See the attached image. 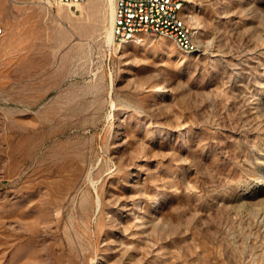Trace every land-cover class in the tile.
Listing matches in <instances>:
<instances>
[{
    "label": "rangeland",
    "instance_id": "rangeland-1",
    "mask_svg": "<svg viewBox=\"0 0 264 264\" xmlns=\"http://www.w3.org/2000/svg\"><path fill=\"white\" fill-rule=\"evenodd\" d=\"M96 2L0 0V264H264V0L195 52Z\"/></svg>",
    "mask_w": 264,
    "mask_h": 264
},
{
    "label": "built area",
    "instance_id": "built-area-1",
    "mask_svg": "<svg viewBox=\"0 0 264 264\" xmlns=\"http://www.w3.org/2000/svg\"><path fill=\"white\" fill-rule=\"evenodd\" d=\"M61 4L75 7L86 0H57ZM182 0H114L112 22L113 42L119 44L124 36H135V30H146L148 35H174L175 40L186 43V49H195L193 28L184 27L177 21L176 5ZM4 29L0 25V36ZM139 40H144L140 39Z\"/></svg>",
    "mask_w": 264,
    "mask_h": 264
},
{
    "label": "bare ground",
    "instance_id": "bare-ground-1",
    "mask_svg": "<svg viewBox=\"0 0 264 264\" xmlns=\"http://www.w3.org/2000/svg\"><path fill=\"white\" fill-rule=\"evenodd\" d=\"M183 2H181L180 4H177L176 5V16H177V21L179 23H181V25H183L184 27H192L190 25V21H189V17H188V14L186 13V6H187V0H182ZM81 5H77V8L79 9ZM113 16H114V8H113V11H112V16H111V24L113 22ZM111 34H112V37H113V32H112V29H111ZM148 35V31L146 30H135V36H124L122 38H120V41H119V44L118 45H122V44H125V43H130V42H133V43H141L143 42L144 40H139L138 38L140 39H144L145 36ZM161 38H167V39H170L172 41H174L177 46H179L182 50H185V51H188V52H195V51H198L200 49V46H199V43L195 37V34L193 32V45H194V48L195 49H186V43H183L181 42L180 40H175V37L174 35H161L160 36ZM113 43V41H112Z\"/></svg>",
    "mask_w": 264,
    "mask_h": 264
},
{
    "label": "crops",
    "instance_id": "crops-1",
    "mask_svg": "<svg viewBox=\"0 0 264 264\" xmlns=\"http://www.w3.org/2000/svg\"><path fill=\"white\" fill-rule=\"evenodd\" d=\"M87 5V12L90 13L91 15H96V11H97V2L96 0H86V2L84 3V5Z\"/></svg>",
    "mask_w": 264,
    "mask_h": 264
}]
</instances>
